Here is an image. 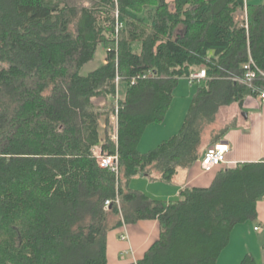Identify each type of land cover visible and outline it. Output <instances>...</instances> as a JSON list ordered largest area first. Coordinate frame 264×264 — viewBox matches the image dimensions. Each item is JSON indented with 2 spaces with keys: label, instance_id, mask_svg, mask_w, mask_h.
I'll list each match as a JSON object with an SVG mask.
<instances>
[{
  "label": "trees",
  "instance_id": "1",
  "mask_svg": "<svg viewBox=\"0 0 264 264\" xmlns=\"http://www.w3.org/2000/svg\"><path fill=\"white\" fill-rule=\"evenodd\" d=\"M98 43L104 62L81 75ZM249 57L258 69L252 87L243 82ZM201 69L177 133L140 152L145 128L164 121L179 79ZM117 80L127 86L115 105ZM260 90L264 4L0 0V264H106L110 215L118 224L159 221L158 238L127 264H216L232 227L257 217L264 159L216 165L208 186L183 187L174 201L127 183L151 166L169 181L179 167L201 162L210 146L202 152L204 128L219 109L241 108ZM110 109L116 142L106 135L100 148L117 154V174L94 154L98 121ZM238 264L264 260L246 254Z\"/></svg>",
  "mask_w": 264,
  "mask_h": 264
},
{
  "label": "crops",
  "instance_id": "2",
  "mask_svg": "<svg viewBox=\"0 0 264 264\" xmlns=\"http://www.w3.org/2000/svg\"><path fill=\"white\" fill-rule=\"evenodd\" d=\"M245 2L248 4H263L264 0H245ZM126 86V82L117 80L116 100L124 98ZM105 102V100L101 99V105ZM235 107L237 109L236 115L233 116L235 123L225 131L219 140L225 141L229 145L226 163L222 164V166L264 159V103H261L257 97L249 95L245 98L241 108L237 105ZM186 112L185 109L182 110L172 128L158 134L156 139L148 140V144H151L149 146H153V144L157 146L161 141L177 133ZM98 122L100 143L94 147V152L101 151L100 145L106 135L116 142V114L111 116V120L109 119L112 125L110 128H107L104 120L99 119ZM159 125L153 123L145 128L138 147L140 146L141 148V144L146 135H148V131L152 128L160 129L161 126ZM207 144L206 141L203 142L202 152L207 147ZM217 168L208 172L203 171L200 160H197L189 167H179L172 179L166 181L161 178L160 172L154 166H151L148 174H136L132 176L128 180L127 185L129 187V181L131 180L130 183H135L132 189L141 191L152 199L174 201L177 200L179 191L183 187L208 186ZM159 233L160 224L157 219H142L135 223L126 224L121 222L118 224V217L110 215L106 233V264L137 262V260L142 258L149 246L158 238ZM122 235L126 236V238H121ZM263 247L264 199L257 203V217L255 219L238 223L232 227L228 244L220 252L216 264H238L246 254H251L256 262H260L259 260H264Z\"/></svg>",
  "mask_w": 264,
  "mask_h": 264
},
{
  "label": "rangeland",
  "instance_id": "3",
  "mask_svg": "<svg viewBox=\"0 0 264 264\" xmlns=\"http://www.w3.org/2000/svg\"><path fill=\"white\" fill-rule=\"evenodd\" d=\"M237 19L239 21L244 19V14L241 12L238 13ZM132 47L134 50H138V49H140V44L138 42H134L132 44ZM105 54H106V49H105L104 44L98 43L92 59H90L88 62L84 63L81 66V68L79 69V73L81 75H85L88 72H90L91 70L99 67L104 62ZM196 83H197V81L190 83L189 79H187V78H181L179 80L177 86L175 87V89L173 91V96H172V100L170 103L171 105L168 108L166 115H165L166 120L164 119L163 122L154 123V124H160L159 126H161V127H160V129H153L152 128L148 131V135H146V137L144 138V141L141 144V148H140V146L138 147V149L140 151H147V149H152V147L155 146L156 144H153V146H149L151 144H148V140H154V139H156L158 134H160L161 132H163L165 130H169L170 128H172L174 126V124L176 123V121L178 120V117H179L180 113L182 112V110L185 109V112H186L188 106L190 105L193 93L196 91V87H197ZM257 98H258V96H257ZM258 100H259V98H258ZM117 101L118 100H116V96H115L113 103L116 105ZM95 102L97 104L101 105V99H99V100L95 99ZM111 110L112 109H110V112L108 113V115H106V113H103L100 116V119H102L104 121H105L106 117H108L107 128H110L112 126L109 122V119L111 120V116L115 115V110L114 111H111ZM236 112H237V109L235 107V104H230L229 106H225V107H222L219 109V111L216 114L214 122L212 124H210L209 126L207 125L204 128L202 136H203V140L208 143L207 145H209L213 142V137L217 132H219L220 130H222L224 128H227L229 125H232L233 116L236 115ZM130 181H129V187L132 188V186L135 183L134 182L130 183ZM259 261L260 262H258V263H262L263 259H261Z\"/></svg>",
  "mask_w": 264,
  "mask_h": 264
},
{
  "label": "built area",
  "instance_id": "4",
  "mask_svg": "<svg viewBox=\"0 0 264 264\" xmlns=\"http://www.w3.org/2000/svg\"><path fill=\"white\" fill-rule=\"evenodd\" d=\"M247 26V25H245ZM244 68V77L243 82L249 86H253V79L256 75L258 69L255 66L252 58L249 57L248 62L243 65ZM150 74V73H149ZM205 77V70L201 69L196 72H192L187 78L189 82L192 83L194 81H198ZM258 98L261 103H264V90L258 91ZM229 150V145L225 141H217L210 146H208L202 156L201 159V168L203 171H210L216 165L226 163V154ZM97 157L98 164L100 167L106 168L114 173H118V158L117 154H109L107 152H94ZM110 204L109 200L105 201L104 207L107 208ZM257 229V228H255ZM121 238L125 239L126 236L122 235Z\"/></svg>",
  "mask_w": 264,
  "mask_h": 264
}]
</instances>
